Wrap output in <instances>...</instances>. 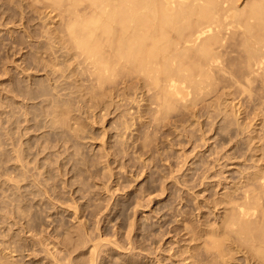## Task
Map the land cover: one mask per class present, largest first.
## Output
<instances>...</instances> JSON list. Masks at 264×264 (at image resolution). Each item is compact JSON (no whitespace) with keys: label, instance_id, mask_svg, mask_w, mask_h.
<instances>
[{"label":"rangeland","instance_id":"rangeland-1","mask_svg":"<svg viewBox=\"0 0 264 264\" xmlns=\"http://www.w3.org/2000/svg\"><path fill=\"white\" fill-rule=\"evenodd\" d=\"M257 1H236L225 63ZM76 2L88 15V0ZM73 10L70 0H0V264H215L204 229L224 188L200 176L244 134L224 111L207 117L209 98L156 105L136 71L88 102L66 38ZM231 166L233 179L245 167ZM218 264L257 259L235 247Z\"/></svg>","mask_w":264,"mask_h":264},{"label":"bare ground","instance_id":"bare-ground-1","mask_svg":"<svg viewBox=\"0 0 264 264\" xmlns=\"http://www.w3.org/2000/svg\"><path fill=\"white\" fill-rule=\"evenodd\" d=\"M70 1L74 15L66 38L88 102L99 100L97 88L115 75L136 71L156 105L193 94L209 98L208 118L216 108L235 120L243 141L220 153L200 176L199 185L224 188L215 201L218 219L206 223L205 243L215 264L235 247L264 264V0L251 8L231 63L224 62L221 46L227 30L233 35L241 27L231 17L237 0H88L85 16L77 12L78 0ZM255 82L261 90L252 93ZM230 163L245 166L236 179L225 174L234 168ZM96 251L97 243L91 253Z\"/></svg>","mask_w":264,"mask_h":264}]
</instances>
